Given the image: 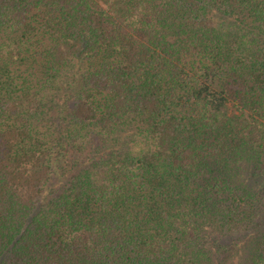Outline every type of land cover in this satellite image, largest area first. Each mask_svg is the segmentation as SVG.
I'll list each match as a JSON object with an SVG mask.
<instances>
[{
	"label": "trees",
	"instance_id": "obj_1",
	"mask_svg": "<svg viewBox=\"0 0 264 264\" xmlns=\"http://www.w3.org/2000/svg\"><path fill=\"white\" fill-rule=\"evenodd\" d=\"M0 264H264V0H0Z\"/></svg>",
	"mask_w": 264,
	"mask_h": 264
}]
</instances>
